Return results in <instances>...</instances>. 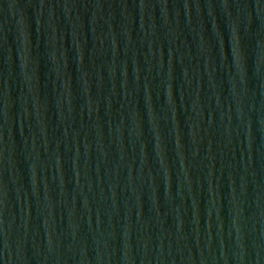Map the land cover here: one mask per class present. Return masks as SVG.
I'll use <instances>...</instances> for the list:
<instances>
[{
	"label": "water",
	"instance_id": "95a60500",
	"mask_svg": "<svg viewBox=\"0 0 264 264\" xmlns=\"http://www.w3.org/2000/svg\"><path fill=\"white\" fill-rule=\"evenodd\" d=\"M0 264H264V0H0Z\"/></svg>",
	"mask_w": 264,
	"mask_h": 264
}]
</instances>
